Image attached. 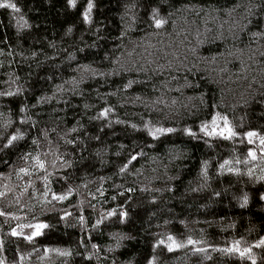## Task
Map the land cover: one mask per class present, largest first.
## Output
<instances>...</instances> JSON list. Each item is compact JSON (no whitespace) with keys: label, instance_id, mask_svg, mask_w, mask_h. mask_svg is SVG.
I'll return each mask as SVG.
<instances>
[{"label":"trees","instance_id":"obj_1","mask_svg":"<svg viewBox=\"0 0 264 264\" xmlns=\"http://www.w3.org/2000/svg\"><path fill=\"white\" fill-rule=\"evenodd\" d=\"M242 1L91 0L86 21L89 0H0L20 9L0 8V264H264V94L231 110L203 72L130 70L41 101L79 65L111 70L131 38L169 32L187 6L224 13ZM122 13L133 14L128 32ZM257 33L264 0L241 39ZM185 83L203 100L181 118L131 103ZM172 148L182 154L170 189L130 182ZM38 225L31 239L13 235ZM116 231L129 239L109 252Z\"/></svg>","mask_w":264,"mask_h":264},{"label":"rangeland","instance_id":"obj_2","mask_svg":"<svg viewBox=\"0 0 264 264\" xmlns=\"http://www.w3.org/2000/svg\"><path fill=\"white\" fill-rule=\"evenodd\" d=\"M256 2L257 0H243L224 13H216L201 6H187L180 11L169 32L131 38L111 70L79 65L73 77L59 84L41 101H61L68 98L91 78L111 77L130 70L170 76L194 69L203 72L221 88L223 106L233 110L257 95L264 94V33H257L251 42L241 39L247 20L255 13ZM122 19L126 32L134 28L132 13H122ZM231 41L242 44L234 46L230 44ZM214 42H224L232 47L224 53L213 55L201 52L202 47ZM188 86L185 83L172 90L169 88V91L152 99L137 96L131 103L150 108L163 118L178 119L197 108L203 100L202 96L186 92ZM254 133L256 135L252 138H259L258 133ZM262 140L261 144L264 146ZM181 154L182 151L172 148L165 156L152 157L133 174L130 182L143 190L170 189L179 176L175 166ZM184 223L186 226L193 225L189 221ZM36 231L37 227H33L17 230L16 233L31 237ZM110 236L112 241L107 248L109 252L115 251L129 239L119 231Z\"/></svg>","mask_w":264,"mask_h":264},{"label":"snow or ice","instance_id":"obj_3","mask_svg":"<svg viewBox=\"0 0 264 264\" xmlns=\"http://www.w3.org/2000/svg\"><path fill=\"white\" fill-rule=\"evenodd\" d=\"M68 2H69V4H70L72 7H75L76 0H68ZM92 7H93V4L91 3V0H89L88 9H87V11L84 13V18H85L86 21L89 19V14H90V12H91ZM0 8H11V9H13V10L16 11V12H19V11H20V9H19L14 3H11V2H0ZM161 24H162L161 21H159V20L156 21V26H157V27H160ZM158 131H164V130H158ZM167 131H172V129H167ZM247 135H248L249 137H252V136H255L256 133H254V132H249ZM16 139H17V137H16V136H13V137L11 138V140L9 141V143H11L12 141H14V140H16ZM249 142H251V140H250ZM262 143H264V140H262ZM250 155H252L253 159L255 158L254 153H250ZM41 167H42V165H41ZM0 214H2V213H0ZM36 227H37V231L34 233V235H39V234H40L39 229H42V228H44V227H47V225H38V226H36ZM13 235H17V233L14 232ZM28 239H31V237H28ZM170 239H171V237H170ZM262 243H264V241H262ZM170 250H171V249H170ZM232 250H233V249H229V251H232ZM236 250L238 251V249H236ZM243 255H244V253H241V256H243Z\"/></svg>","mask_w":264,"mask_h":264}]
</instances>
